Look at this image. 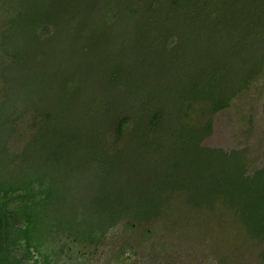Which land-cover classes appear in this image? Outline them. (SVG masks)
<instances>
[{"label":"trees","instance_id":"obj_1","mask_svg":"<svg viewBox=\"0 0 264 264\" xmlns=\"http://www.w3.org/2000/svg\"><path fill=\"white\" fill-rule=\"evenodd\" d=\"M32 62L56 76L48 98L15 86ZM262 97L264 0H0V113L10 133L26 145L31 138L59 170L77 163L81 175L104 181L106 195L105 226L77 234L41 219L54 197L47 175L0 185V264H81L114 228L139 224L135 210L152 202L144 207L114 187L150 153L164 173L183 153L194 163L209 152L238 162L237 183L255 177L246 175L245 151L202 143L216 116L238 109L252 119L254 106L239 108ZM256 203L264 226L263 201ZM117 250L106 264L129 259Z\"/></svg>","mask_w":264,"mask_h":264},{"label":"rangeland","instance_id":"obj_2","mask_svg":"<svg viewBox=\"0 0 264 264\" xmlns=\"http://www.w3.org/2000/svg\"><path fill=\"white\" fill-rule=\"evenodd\" d=\"M44 70L40 63L32 62L31 70L22 73L15 86L21 92L48 98L53 86L50 80L56 76H48ZM255 99H244L241 107L237 106L239 109L254 106L252 119L249 113L241 115V119L238 109L219 114L214 118L212 134L202 143L203 147L223 153L245 151L241 158L247 153L246 175L255 177L237 183L239 178L233 172L238 162L209 152L197 154L198 162L188 161V165L183 153L179 156L180 166L164 173L163 162L156 160L157 154L153 157L150 153L147 161L130 164L126 173L129 177L123 176L122 183L117 181L114 187L132 192L130 200L143 206L152 202L151 209L144 210L149 214L135 210L141 222L133 227L121 224L114 228L105 235L98 250H94L97 254L92 256L88 250L84 255L87 260L84 258L81 264H106L109 255L123 248L129 252L125 264H264L261 230L264 226L252 213L257 197L262 199L264 208V193H259L264 190V171L257 174L264 167V101ZM3 112L0 113V185H9L30 173L47 175L54 197L45 215H41L44 224L61 223L72 227L77 234L90 233L96 224L104 227L106 195L101 189L104 181L93 183L81 175V167L74 162L57 169L47 161L46 150L34 145L31 138H28L31 143L26 145V137H13ZM12 140L15 144L11 146ZM150 187L154 189L147 194ZM73 213H78L76 219Z\"/></svg>","mask_w":264,"mask_h":264}]
</instances>
